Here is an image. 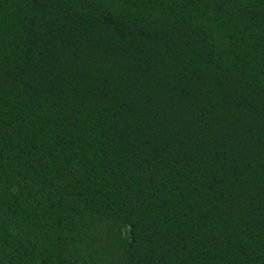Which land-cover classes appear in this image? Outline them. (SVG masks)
Instances as JSON below:
<instances>
[{
  "label": "trees",
  "instance_id": "1",
  "mask_svg": "<svg viewBox=\"0 0 264 264\" xmlns=\"http://www.w3.org/2000/svg\"><path fill=\"white\" fill-rule=\"evenodd\" d=\"M0 264H264V0H0Z\"/></svg>",
  "mask_w": 264,
  "mask_h": 264
}]
</instances>
